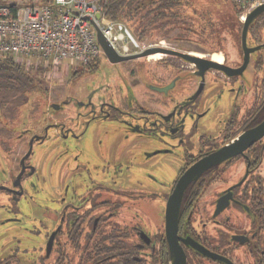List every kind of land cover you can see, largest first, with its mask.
<instances>
[{
    "label": "rangeland",
    "instance_id": "374dc122",
    "mask_svg": "<svg viewBox=\"0 0 264 264\" xmlns=\"http://www.w3.org/2000/svg\"><path fill=\"white\" fill-rule=\"evenodd\" d=\"M187 1L179 8L184 13L182 18L168 20L165 30L153 36L137 38L124 23L136 41L144 45L158 44L206 56L225 49L233 61L240 43L236 34L242 26L234 17L230 0ZM261 26L264 35V22ZM98 58V67L90 71L80 63L66 62L54 70L37 72L34 76L40 91L30 94L21 104L14 102L10 108H0V182L8 171H17L31 133L46 130L43 142H33L27 163L35 170L24 177L23 195L11 201L0 192V202L6 205L0 207V257L13 252L25 263L39 257L37 244L51 226V212L63 201L76 203L88 189L106 197L128 198L124 203L132 216L154 232L165 205L164 194L183 162L185 150L193 149L200 138L217 137L222 131L231 96L225 86L217 84L224 83L215 79L212 83L217 95L205 92L203 98L208 96L207 101L197 107L202 111L200 117L196 121L186 117L179 147L163 151L166 146L160 138L141 139L123 121L129 120V115L114 108L117 100L132 92L143 106L160 102L162 99H155L162 97L160 92L150 93L152 86L162 87L155 74L167 79L163 64L157 61L182 62L163 53L159 58L147 55L119 62H110L104 53ZM29 59L32 64L39 61ZM180 91L177 84L170 93L178 98ZM102 102L113 107L101 111ZM156 150L160 152L146 156ZM215 185L200 201L199 212L217 188Z\"/></svg>",
    "mask_w": 264,
    "mask_h": 264
},
{
    "label": "flooded vegetation",
    "instance_id": "af4514ba",
    "mask_svg": "<svg viewBox=\"0 0 264 264\" xmlns=\"http://www.w3.org/2000/svg\"><path fill=\"white\" fill-rule=\"evenodd\" d=\"M243 21L238 15L242 27ZM263 22L264 12H261L249 23L247 46L260 47L249 54L243 69L239 70L244 63L241 27L236 34L240 43L233 61L225 49L210 56L190 52L230 68V74L225 68L207 62L196 65L167 54L177 57L182 63H162L163 59L157 61L163 64V71L167 73L166 81L164 76L158 78L155 74L162 82L161 86L168 88L160 92L162 97H154L162 99H157L160 102L151 100V105L143 106L132 92L130 95L122 94L117 100L114 108L129 115V120L123 121L134 133L141 139L160 138L166 146L162 150L169 152L183 141L186 117L196 121L202 114L197 107L201 101H207L208 96L203 98V94L207 92V95L213 96L217 93L212 83L215 79L224 83L217 82L219 86H225L231 96L229 114L220 135L202 137L193 149L185 150L183 162L164 194L165 205L154 232L146 229L139 222L140 218L137 220L132 216L130 207L124 203L129 201L128 198L106 197L100 191L88 189L76 203L63 201L58 204L59 208L51 212V226L42 235L43 241L37 244L39 257L25 263L12 252L0 257V264H173L166 236L169 196L184 172L210 154L218 156L188 183L179 206L176 234L185 254V264H264V132L251 142L239 140L241 134L264 120ZM156 53L148 57L159 58L154 56ZM177 84L182 92L174 98L170 90ZM152 87L150 93L158 92ZM154 103L157 105H152ZM107 106L113 107L102 102L100 110H106ZM45 134L46 130L31 133V137L41 136L33 142H43ZM225 146L224 154L218 152ZM28 149L27 143L17 171L13 174L8 171L5 180L0 182V192L5 194V200L14 201L21 197L24 177L35 170L27 163L31 153L27 155ZM158 152L160 150L148 152L146 156ZM213 184H217V188L211 192L200 213L199 203ZM4 206L0 202V207ZM187 238L216 257L193 248L184 241Z\"/></svg>",
    "mask_w": 264,
    "mask_h": 264
},
{
    "label": "built area",
    "instance_id": "2783aa9c",
    "mask_svg": "<svg viewBox=\"0 0 264 264\" xmlns=\"http://www.w3.org/2000/svg\"><path fill=\"white\" fill-rule=\"evenodd\" d=\"M101 1L0 0V54L26 63H32L30 57L38 58L35 64L49 70L66 62L86 63L101 54L93 23L118 53H136L154 45L136 41L123 21L103 16ZM232 1L241 7L242 21L264 3Z\"/></svg>",
    "mask_w": 264,
    "mask_h": 264
},
{
    "label": "trees",
    "instance_id": "16d2710c",
    "mask_svg": "<svg viewBox=\"0 0 264 264\" xmlns=\"http://www.w3.org/2000/svg\"><path fill=\"white\" fill-rule=\"evenodd\" d=\"M187 3V0H102L101 12L107 18L127 23L132 33L141 38L163 32L168 20L182 18L184 13H180L179 8ZM229 3L238 20L241 7L232 0ZM98 62L96 56L79 65L90 71L98 67ZM45 69L41 64L26 63L25 59L18 61L14 57L0 54V108H10L14 102L21 104L25 98L29 99L30 94L40 91V84L34 75Z\"/></svg>",
    "mask_w": 264,
    "mask_h": 264
},
{
    "label": "water",
    "instance_id": "95a60500",
    "mask_svg": "<svg viewBox=\"0 0 264 264\" xmlns=\"http://www.w3.org/2000/svg\"><path fill=\"white\" fill-rule=\"evenodd\" d=\"M264 12V3L260 4L259 6L255 7L252 9L243 21V27H242V33H241V47L244 55V63L243 66L239 69L244 68V64H246L249 54L258 49L260 46H255V47H248L247 46V41H246V35H247V30L249 23L251 20L259 13ZM100 15L97 14V17ZM95 31H96V39L97 42L100 45L101 48V53H104V55L107 57V59L110 62H119V61H125V60H130L138 57H143L147 56L149 54L155 53V52H160L163 54H171V55H176L179 56L185 60H189L196 65H200L201 62H207L210 65L213 66H218L225 68V71L230 74V68L223 67L221 64H218L217 62L212 61V59H206L202 58L198 55L192 54L190 52H182L176 49L168 48V47H163L160 45H153L150 47H147L146 49L136 52V53H131V54H121L118 53L113 46L109 43V41L105 38V36L102 34L100 29L97 27L95 23H93ZM154 90L161 92L165 91L168 88L167 87H152ZM264 132V120L259 123L256 127L251 128L247 130L245 133L241 134L239 136V140H245V141H252L254 138H258L260 135H262ZM46 135V134H45ZM41 136H32L29 139V149L27 155L31 151L32 143L34 139H38ZM239 142V141H238ZM227 146L223 147L222 149L218 150V152L223 153L226 152ZM218 155L217 154H210L207 157L201 159L199 162H196L195 164L191 165L185 172L184 174L178 179L176 182V185L174 187L173 192L169 196L168 202H167V207H166V236L169 244V249L171 252V258L173 260V264H185V254L184 251L181 247V245L178 242V237L176 234V229H177V217H178V212H179V206L181 202V198L184 192V189L188 185V183L196 177V175L201 172L204 168L207 166L211 165L214 160L216 159ZM24 159L21 161L23 162ZM24 167V166H23ZM185 242L190 244L193 248L200 250L203 252V254H206L210 257H216L215 254L209 253L206 250H204L202 247L197 245L192 239H185Z\"/></svg>",
    "mask_w": 264,
    "mask_h": 264
},
{
    "label": "bare ground",
    "instance_id": "6f19581e",
    "mask_svg": "<svg viewBox=\"0 0 264 264\" xmlns=\"http://www.w3.org/2000/svg\"><path fill=\"white\" fill-rule=\"evenodd\" d=\"M241 19H243V17H241ZM156 53V52H155ZM161 55V53H156V54H154V56H160Z\"/></svg>",
    "mask_w": 264,
    "mask_h": 264
}]
</instances>
